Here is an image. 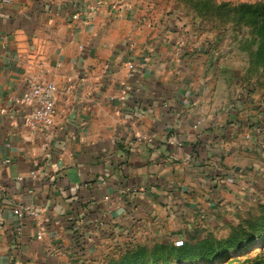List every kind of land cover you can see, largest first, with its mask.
Returning <instances> with one entry per match:
<instances>
[{"label":"crops","instance_id":"crops-1","mask_svg":"<svg viewBox=\"0 0 264 264\" xmlns=\"http://www.w3.org/2000/svg\"><path fill=\"white\" fill-rule=\"evenodd\" d=\"M219 32L156 0H0V264H95L263 200L264 88ZM38 80L57 111L32 130Z\"/></svg>","mask_w":264,"mask_h":264},{"label":"rangeland","instance_id":"rangeland-1","mask_svg":"<svg viewBox=\"0 0 264 264\" xmlns=\"http://www.w3.org/2000/svg\"><path fill=\"white\" fill-rule=\"evenodd\" d=\"M156 2L171 11L177 10L182 16L192 15L194 20L212 25L214 32L221 31L219 34L222 33L227 38L239 41L240 47L250 55V69L253 70L254 78L258 80L259 86L264 88V18L255 20V15L250 7V5L264 3V0H156ZM250 198L252 199V196ZM253 199L247 200L248 202L243 205L240 214L232 213L228 217V222H222L214 228L203 229L200 235L189 238H192L191 241L197 242L203 240L207 235H211L217 240L223 241L227 246L226 239L232 233L231 230L234 226L248 225L252 218L261 215V208L264 206V193L263 200L261 198ZM201 220L205 222V219L201 218ZM189 238L182 240L172 239V237H156L152 240L121 239L118 244L104 248L96 254L95 264H264V261H261L264 259V252L259 242L252 249L242 253L227 248L231 253L230 257L219 261L201 259L193 262L189 260L176 261L175 249L183 247L184 242ZM165 255H168V259Z\"/></svg>","mask_w":264,"mask_h":264},{"label":"trees","instance_id":"trees-1","mask_svg":"<svg viewBox=\"0 0 264 264\" xmlns=\"http://www.w3.org/2000/svg\"><path fill=\"white\" fill-rule=\"evenodd\" d=\"M250 7L255 15V20L264 18V3L250 5ZM234 227L231 230L232 233L226 239L227 246L223 241L217 240L211 235H207L203 240L197 242H193L191 241L192 238H189L184 242L183 247L175 249V260L178 262L187 260L193 262L197 259L219 261L230 257L229 249L242 253L255 247L257 242L260 243L264 252V206L261 208V215L252 218L248 225L240 224ZM165 257L168 259V255H165ZM261 261H264V259Z\"/></svg>","mask_w":264,"mask_h":264},{"label":"built area","instance_id":"built-area-1","mask_svg":"<svg viewBox=\"0 0 264 264\" xmlns=\"http://www.w3.org/2000/svg\"><path fill=\"white\" fill-rule=\"evenodd\" d=\"M73 20L81 19L80 13H74L72 15ZM186 40H179L174 44V54L177 57H181L186 46ZM132 66V65H131ZM58 93V85L54 81L38 80L32 82L27 89L23 101L32 106V112L26 118V124L32 130L40 129L47 121L53 118L56 114V100ZM190 99L184 100V103L189 102ZM16 214L20 213L19 209L15 210ZM201 218L204 220L206 216ZM44 231L38 234L39 238H42Z\"/></svg>","mask_w":264,"mask_h":264}]
</instances>
